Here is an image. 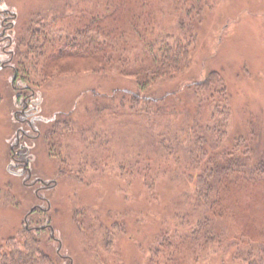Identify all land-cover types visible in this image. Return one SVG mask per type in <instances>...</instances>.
Instances as JSON below:
<instances>
[{
    "label": "trees",
    "instance_id": "1",
    "mask_svg": "<svg viewBox=\"0 0 264 264\" xmlns=\"http://www.w3.org/2000/svg\"><path fill=\"white\" fill-rule=\"evenodd\" d=\"M172 2L179 14L175 30L158 19L161 8L156 0H48L33 8L22 29L12 34L17 28L16 15L8 40L14 42V78L36 86L47 81L53 85L61 76L57 73L66 70L132 78L136 89L114 86L111 102L101 109L121 118L124 114L139 117L132 124L143 128L147 147L126 165L131 173H143L152 190L159 174L194 183L192 191L185 188L176 206V231L165 229L155 237L158 246L150 248L151 264H199L218 252L232 264H264V144L260 143V127L252 126L248 134L230 135L232 96L218 69L177 90L155 88L160 82L173 83L191 70L205 7L215 4L214 0ZM141 93L145 107L139 110L136 101ZM99 95L93 90L97 104ZM126 101L130 109H121ZM68 113L60 115L61 122L73 123ZM179 114L183 118L178 131L174 119ZM62 124L52 125L47 134L51 149L65 148L69 159L73 151L67 143L74 132L63 131ZM63 126L70 130L67 124ZM256 127L260 129L257 134ZM89 132L78 128L75 134L87 139ZM97 133V143L103 148L108 133L103 128ZM168 160L180 168L173 169ZM42 211L38 212L41 216ZM83 219L90 222L88 215ZM93 221L103 226L101 232L110 244L108 224L100 218ZM52 230L26 224L20 240L6 238L0 244V264H61L64 255L42 237L50 231L59 242Z\"/></svg>",
    "mask_w": 264,
    "mask_h": 264
},
{
    "label": "rangeland",
    "instance_id": "2",
    "mask_svg": "<svg viewBox=\"0 0 264 264\" xmlns=\"http://www.w3.org/2000/svg\"><path fill=\"white\" fill-rule=\"evenodd\" d=\"M47 1L0 0L1 8L17 14V28L14 33L8 29L7 34L18 33L33 8ZM156 1L161 8L158 19L175 30L179 14L174 3ZM205 9L191 70L175 82H160L155 88L177 90L202 79L209 70H220L232 96L230 135L248 134L256 125L263 132L260 143L264 144V0H217L214 7ZM12 43L0 41V244L6 238L20 240L26 224L35 226L33 216L27 219V215L34 206H41L49 208L43 213L44 221L53 225L60 242L50 231L42 235L43 240L64 255L61 264H151L150 248L158 246L155 237L165 229L176 231V206L185 188L192 191L194 183L159 174L152 190L143 173H131L126 165L147 147L143 128L132 124L139 117L124 114L121 118L101 109L111 102L114 86L135 90L133 79L66 70L57 73L61 76L53 85L49 81L30 85L20 77L13 83L16 66ZM93 90L100 94L99 104ZM143 95L136 101L139 110L145 107ZM121 109H130L129 101ZM67 112L73 123L59 119ZM181 118L179 114L174 119L178 131ZM56 123L67 124L70 130L63 124L60 128L74 132L67 143L73 151L70 160L65 158V148L50 147L53 143L47 132ZM78 128L92 131L91 137L75 134ZM99 128L110 138L103 148L97 143ZM20 152L32 157L27 171L20 162L25 158ZM168 163L173 169L180 168L173 161ZM45 183L48 186L44 188ZM86 215L90 222L83 219ZM98 218L112 232L110 244L101 232L103 226L94 224ZM222 256L219 252L210 254L199 264H232Z\"/></svg>",
    "mask_w": 264,
    "mask_h": 264
},
{
    "label": "flooded vegetation",
    "instance_id": "3",
    "mask_svg": "<svg viewBox=\"0 0 264 264\" xmlns=\"http://www.w3.org/2000/svg\"><path fill=\"white\" fill-rule=\"evenodd\" d=\"M16 13H13L11 12V10L8 8V7H3L1 8L0 7V29H1V32H0V41H4V40H10L11 39V36L10 34H7V30L9 29V31H11V26L13 25V19L12 18H15L16 17ZM15 82V78L13 79V83ZM34 120L31 119L30 123L32 124V127H34V123H33ZM19 142V140L17 141V143ZM22 150V148L20 149V151ZM20 154L24 155L25 158L24 159H20V162H22L24 164V167H25V170L27 171L29 166H28V163L31 161V158L32 157H28V153L26 152H20ZM30 169V168H29ZM39 181V180H37ZM36 181V182H37ZM35 182H31V184L33 185ZM48 186V183H45L43 184V187H47ZM40 191V189L38 190ZM43 210V208L41 206H34L31 210V212L27 215V219L29 217V215L33 216V220L35 222V227H38V228H42V227H50L51 229H53V225L52 224H49L47 220L44 221V218L43 216L39 215L38 212H41ZM43 212H46L45 210L42 211ZM26 219V220H27ZM40 220V222H36V220ZM53 234H54V229L52 230ZM55 236V234H54ZM59 242H60V239H59Z\"/></svg>",
    "mask_w": 264,
    "mask_h": 264
}]
</instances>
